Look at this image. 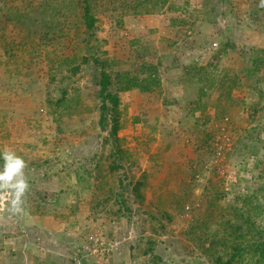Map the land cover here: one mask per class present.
I'll return each instance as SVG.
<instances>
[{
  "label": "rangeland",
  "instance_id": "374dc122",
  "mask_svg": "<svg viewBox=\"0 0 264 264\" xmlns=\"http://www.w3.org/2000/svg\"><path fill=\"white\" fill-rule=\"evenodd\" d=\"M259 4L0 0V264H264Z\"/></svg>",
  "mask_w": 264,
  "mask_h": 264
},
{
  "label": "clouds",
  "instance_id": "9594fccd",
  "mask_svg": "<svg viewBox=\"0 0 264 264\" xmlns=\"http://www.w3.org/2000/svg\"><path fill=\"white\" fill-rule=\"evenodd\" d=\"M259 7L264 8V0H260ZM3 168L0 169V197L8 195L10 199L9 211L18 214L24 211V197L29 190V183L25 175L28 164L10 149L0 153Z\"/></svg>",
  "mask_w": 264,
  "mask_h": 264
},
{
  "label": "trees",
  "instance_id": "16d2710c",
  "mask_svg": "<svg viewBox=\"0 0 264 264\" xmlns=\"http://www.w3.org/2000/svg\"><path fill=\"white\" fill-rule=\"evenodd\" d=\"M85 12H86L85 17H86V19L88 21V26L91 28L93 26V24H94L95 19L93 17H91L89 14H87L89 12V6L88 5L85 7ZM106 79H107V75L104 73L102 81L100 83L102 94L107 96V97H110V99H111V101H112V103L114 105V108H117L118 105H119V98L117 97V95L112 94L110 92L109 93L107 92L108 83H106ZM259 248H262V251L264 252V243L260 244ZM239 253L240 252H237V253H235V255L239 254ZM217 262H218L217 264H220L222 262V259H219ZM226 264H230V262L227 261Z\"/></svg>",
  "mask_w": 264,
  "mask_h": 264
}]
</instances>
